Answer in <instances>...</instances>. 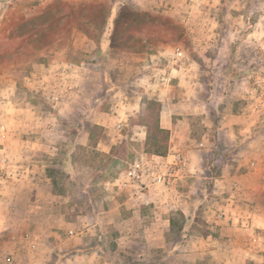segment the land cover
<instances>
[{"label": "rangeland", "instance_id": "374dc122", "mask_svg": "<svg viewBox=\"0 0 264 264\" xmlns=\"http://www.w3.org/2000/svg\"><path fill=\"white\" fill-rule=\"evenodd\" d=\"M157 74H171L170 83L155 85ZM158 98L196 140L188 148L193 171L175 188L152 189L148 203L138 205L149 220L176 194L180 207L193 211L186 228L165 235L175 251L143 248L136 232L128 241L123 221L132 211L115 183L146 154V100ZM0 108V190L14 166L29 173L36 162L34 170L50 179L30 204L43 213L31 216L27 234L22 192L14 199L0 193V228L11 224L0 233V264H188L179 262L186 235L207 232L218 208L241 196L216 187L221 164L264 156L242 147L239 140L250 136L242 120L226 122L233 140L216 130L217 111H264V0H0ZM91 125L103 128L96 144L88 139ZM261 197L255 202L264 211ZM257 234L263 239L264 230Z\"/></svg>", "mask_w": 264, "mask_h": 264}, {"label": "crops", "instance_id": "0c3cea01", "mask_svg": "<svg viewBox=\"0 0 264 264\" xmlns=\"http://www.w3.org/2000/svg\"><path fill=\"white\" fill-rule=\"evenodd\" d=\"M24 11L27 10L25 9ZM216 68L222 72V70L225 69V65H216ZM170 70L176 72V69L173 67H171ZM181 71L183 70L181 69ZM222 77L225 78L226 74L222 73ZM170 81L171 74L164 78L158 77L157 74V84L155 85L158 86L159 84L161 85V83H163L162 85H168ZM75 93V90L71 92V102H75L76 100ZM160 101V98H158L157 102L160 103ZM163 102L166 103L167 101L164 100ZM163 102L160 103L162 106H160L159 122L161 128L169 132V143L166 153L168 155L174 151L182 152L189 161V171H193V167H191L190 164L191 159L188 156L190 154L188 148L193 146L196 143V140L191 137L190 133L186 135V132H183L184 134L181 132V128H179L180 121H177L175 124L172 116H167L166 109L164 110L163 108ZM24 111L28 110L26 109ZM30 111H32V109ZM57 111L60 115V113L64 111V108ZM2 114L3 112L0 108V119H2ZM33 115L34 114L31 112V114H27L28 117L26 116L29 118V124H32L31 121ZM59 115L56 114L55 116L58 118ZM217 115L220 116V127L216 130L218 135L220 134V136L223 137L219 136L217 141L219 139V142H221V138L223 141H226L228 136L233 140L235 137V129L233 126H228L229 128L225 129L227 126L226 122L230 121L231 124H234L239 120H242L247 124L246 131L250 133L249 139L242 141L239 140V142L243 143L242 147L247 148L249 151H264V111H250L249 114H244L241 111H234L232 108L230 111H217ZM3 116H5V114H3ZM95 123L105 127L104 124L98 122ZM255 123L258 124L257 127H255ZM119 125L121 126L120 128H122V125ZM25 126L28 127V125H22L21 127ZM44 132L46 135L48 134L46 129L43 130V133ZM225 132L228 134H225ZM203 141L204 140H202V144ZM8 148L11 149V146H8ZM24 151L26 150L24 149ZM228 163L230 162H223V164H221L222 171L221 174L214 179V182H216L215 185L218 188L221 187L226 190L228 189L229 191H234L233 195H236L239 191L241 196L236 197L233 202L231 201V204L226 203L225 206L218 208V212H215L214 215L215 218L212 219L206 228V233H203L199 229H195L192 234L186 235L187 237L184 243H180L181 245H179L184 251V253L180 255V263H194L207 257L210 260V264H264V253L259 252V249H264V237L262 239V237L257 234L258 231L264 230V211L259 208L255 202V200L264 196V156L263 159L257 157L255 160H242L241 158H237V162L230 163L231 166H228ZM29 166L32 168L29 173H27V169L26 171L22 170L21 166H14L5 180L3 190H0V193H9L11 199H14V195H18L22 192L24 196L22 209H24V211L20 213L25 216L24 220L27 221L22 225V231L25 234H27L28 228L31 227L30 222H28L31 221V216L36 213H43L39 207L30 204L37 201L35 197L40 195L42 189L48 191L46 186L48 187V183H50V179L42 176L40 172L34 170L38 167L36 162L31 163ZM43 193H46V191H43ZM171 195L173 194L170 193L169 197ZM148 196L144 194L140 199L135 200L127 198L126 196L124 204H129L130 206L127 207L132 211L131 217L123 221L126 222L124 226V229L126 230V238L128 241H131L133 233L136 232V237L139 238L138 242L143 248L160 249L169 247V251H171L172 247H174L175 251V248L178 247H176V242H167L165 239V235L170 230V213L172 211H181L186 217L184 227L186 228V224L191 222V215H194L193 211L189 209L188 206L185 207V209H182L178 204V197L174 194L173 199H171L172 204L169 205L170 208L167 211L156 207L155 210L152 211L153 216L151 219L145 220L144 211L142 207L138 205L148 203ZM142 197L145 200H142ZM164 200L165 197L160 201L163 202ZM246 201L252 202L248 203ZM153 202L156 204L155 201ZM50 207L52 208V206ZM165 213H167V217H164ZM47 218H49L48 215L45 216L44 219ZM136 219L137 221L135 222V225L131 224V220L134 221ZM46 221L47 220H45V222ZM10 226L11 224H7L6 228H3V230L0 228V233L1 231H7ZM26 243L30 249L37 247L35 241L27 240ZM104 264H121V262L114 258L106 261Z\"/></svg>", "mask_w": 264, "mask_h": 264}, {"label": "built area", "instance_id": "2783aa9c", "mask_svg": "<svg viewBox=\"0 0 264 264\" xmlns=\"http://www.w3.org/2000/svg\"><path fill=\"white\" fill-rule=\"evenodd\" d=\"M181 56L182 53L177 51L176 58L180 59ZM57 100L58 96L52 97V101ZM120 127V125L117 126L118 129ZM201 146L202 143H199L198 147ZM5 161L3 158L2 163ZM188 165L187 157L180 151H174L168 155L166 153L164 156H148L141 153L128 164L120 178L115 179V183L127 198L140 199L154 188L175 187L189 173ZM72 233L69 231L70 235Z\"/></svg>", "mask_w": 264, "mask_h": 264}, {"label": "trees", "instance_id": "16d2710c", "mask_svg": "<svg viewBox=\"0 0 264 264\" xmlns=\"http://www.w3.org/2000/svg\"><path fill=\"white\" fill-rule=\"evenodd\" d=\"M160 103L154 100H146L143 125L145 127L144 152L150 156H164L167 152L169 132L160 126ZM103 128L98 125H91L88 130V139L93 144L97 143ZM107 157L108 154H98ZM176 216V217H175ZM182 221L183 224L179 226ZM186 217L181 211H172L169 216L170 230L167 233H179L185 227ZM206 233V232H203Z\"/></svg>", "mask_w": 264, "mask_h": 264}]
</instances>
